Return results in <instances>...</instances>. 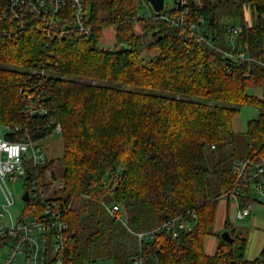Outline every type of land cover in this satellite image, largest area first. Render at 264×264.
Masks as SVG:
<instances>
[{"label": "trees", "instance_id": "16d2710c", "mask_svg": "<svg viewBox=\"0 0 264 264\" xmlns=\"http://www.w3.org/2000/svg\"><path fill=\"white\" fill-rule=\"evenodd\" d=\"M84 1L90 6L89 36L44 45L39 32L28 30L0 45V129L22 122L20 88L34 62L46 57L44 82L52 88L47 113L30 122L29 134L38 140L48 135L49 120L61 126L64 186L57 193L68 224L66 252L78 261L107 264H129L135 253L157 264H264V247L248 260L247 235L227 219L232 241L217 235L214 253L203 248L205 236L213 234L218 201L235 184L233 161L264 158V0L193 5L192 16H202L205 33L216 36L213 46L163 20L139 17V0ZM244 4L250 26L244 23ZM226 21L242 25L232 39ZM137 22L140 34L134 31ZM108 27L116 46L102 49L98 39ZM145 50L157 53L144 61ZM246 104L258 116L238 138L233 120ZM52 164L48 160L39 173ZM110 202L121 205L134 232L188 211H195V225L177 237L160 230L138 241L105 212L102 203Z\"/></svg>", "mask_w": 264, "mask_h": 264}, {"label": "built area", "instance_id": "2783aa9c", "mask_svg": "<svg viewBox=\"0 0 264 264\" xmlns=\"http://www.w3.org/2000/svg\"><path fill=\"white\" fill-rule=\"evenodd\" d=\"M140 4L153 10L144 19L163 20L187 31L198 43L214 45L212 37L216 36L205 33L203 17L191 13V7L200 6L201 0H172L168 8L163 0L160 11H155L148 0H140ZM243 8L244 23L250 26V8L245 4ZM89 18L90 6L84 0H0V45L19 40L28 30L39 32L44 37V45L57 38L87 37L91 33ZM224 27L229 38L242 30L241 24L229 21ZM226 55L233 59L244 57L242 53ZM45 59L39 57L34 62L29 69L28 81L20 88L25 96L22 122L12 129L3 128L0 137V264H13L19 257L23 258V264H107L98 260L78 261L66 252L68 224L64 219V204L57 193L63 188L64 181L54 177L49 169L42 175L39 173L48 158L39 140L29 134V127L35 117L47 113L46 101L52 88L49 82H44L48 75ZM45 126L48 134L61 132V126L52 120ZM6 134L14 135L15 139L5 138ZM232 171L235 184L225 197L235 199L236 217L244 218L252 212L249 200L264 198V158L259 161L237 158L232 163ZM118 177L119 172H116L114 179ZM15 180L21 181L24 188L21 199L25 192L28 195L27 201L22 199L23 207L16 209L9 188V182ZM240 197L247 201L246 205L240 206ZM102 207L109 216L121 221L138 241L151 239L160 230L177 237L180 232L191 231L196 219L195 211H188L167 219L150 231L134 232L127 226L121 205L110 202L102 203ZM129 264L157 262H146L141 254L135 253L130 256Z\"/></svg>", "mask_w": 264, "mask_h": 264}, {"label": "rangeland", "instance_id": "374dc122", "mask_svg": "<svg viewBox=\"0 0 264 264\" xmlns=\"http://www.w3.org/2000/svg\"><path fill=\"white\" fill-rule=\"evenodd\" d=\"M165 2L167 8L170 7L172 4V0H165ZM152 11H153L152 9L150 8L148 9L146 6L140 4L138 8V16L141 18H145L146 15H148ZM140 26H141L140 22L134 24V31L136 33L141 32ZM146 39L148 42L150 41L149 37H147ZM115 43H116L115 34H114V29L112 27H108L106 30L102 31V34L98 39V45L100 48L112 49L113 47L116 46ZM156 53H157L156 50H145L142 52L141 57L144 59V61H147L149 57H152ZM248 92L254 93L255 95L258 96L261 95L260 89L258 90L250 89L248 90ZM257 115H258V110L250 104H246L240 108V111L233 120L234 129L235 132L238 134V138L242 133L246 131L247 122L252 118L257 117ZM2 133L3 130L0 129V137L2 136ZM38 142L44 148L48 160L53 161V164L48 169L52 171L54 177L60 178L63 169V163H62L63 142H62L61 134L57 131H54L51 134H48L42 137L41 139H39ZM9 188L15 199L14 209L22 208L24 204L21 199V195L24 189L22 182L19 180L10 181ZM244 196L247 197L246 194ZM227 202L229 203V205H227ZM249 203L251 204L253 211L251 212L249 217L241 219L236 217L237 206H236V201L233 197H231L229 201L225 196L219 199L217 204L216 216L213 224V234H209L210 243L215 242V245H217L218 243L217 235L220 236V233L226 229L225 226H223V221L227 215L231 227L235 228L237 231L244 232L246 235L247 232L245 228H249L251 226L247 221L249 218L250 220L256 219L259 223L264 222V198L261 200V202L257 200H249ZM214 252L215 251H213V253ZM13 264H23V258L19 257Z\"/></svg>", "mask_w": 264, "mask_h": 264}, {"label": "crops", "instance_id": "0c3cea01", "mask_svg": "<svg viewBox=\"0 0 264 264\" xmlns=\"http://www.w3.org/2000/svg\"><path fill=\"white\" fill-rule=\"evenodd\" d=\"M106 29L107 28H104L103 31ZM141 32H142V27H141ZM140 33H137V34H140ZM114 34H115V32H114ZM255 118H257V117H255ZM255 118H252V119H255ZM227 200L229 201V199H227ZM227 205H229L228 202H227ZM252 211H253V209H252ZM215 216H216V213H215ZM247 217H249V215L244 217V218H247ZM244 218H241V219H244ZM226 219L229 221L228 215L226 216V218L223 221V226H225V220ZM247 221L251 226L249 228H245L246 232H247V239H248L245 257L248 260H253L254 258H256L260 254V252L262 251V249L264 247V232H263L264 222L259 223L256 219L250 220V218ZM209 236L210 235L205 236L204 242H203V248L207 254H212L213 251H215L216 245H215V242L210 243V241H209L210 237Z\"/></svg>", "mask_w": 264, "mask_h": 264}, {"label": "water", "instance_id": "95a60500", "mask_svg": "<svg viewBox=\"0 0 264 264\" xmlns=\"http://www.w3.org/2000/svg\"><path fill=\"white\" fill-rule=\"evenodd\" d=\"M150 2V4L152 5L153 9L155 11H160L163 8V0H148ZM156 34V32H153L152 35L154 36ZM22 199L27 201L28 200V195L27 192L24 193V195L22 196ZM220 238L225 241V242H231L232 241V237L230 235L229 230L225 229L220 233Z\"/></svg>", "mask_w": 264, "mask_h": 264}]
</instances>
